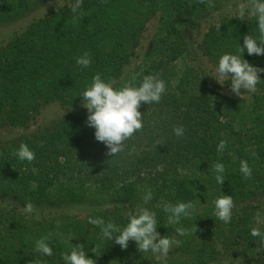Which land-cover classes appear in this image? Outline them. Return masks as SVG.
<instances>
[{
    "label": "trees",
    "instance_id": "16d2710c",
    "mask_svg": "<svg viewBox=\"0 0 264 264\" xmlns=\"http://www.w3.org/2000/svg\"><path fill=\"white\" fill-rule=\"evenodd\" d=\"M40 1L0 0V24ZM223 1L211 0L214 6L209 7L208 0L204 4L197 0H83L82 15L74 16L70 6L60 7L0 46V125L4 126L28 127L52 101L78 106L79 96L97 73L116 87L130 82L139 86L145 75L152 74H159L166 84L159 103H142L143 131L125 141L124 152L117 156L106 155V146L95 140V130L86 126L85 108L34 136L0 141V194L25 204L120 203L85 217L59 214L41 220L0 210V264H64L62 254L71 248L61 234L69 233L74 237L70 242L83 244L86 256L96 264L154 260L150 251L140 253L134 241L122 250L88 223L89 217H99L123 227L127 214L137 206L156 213L161 236L182 241L158 264H224L232 255L264 256L257 252L258 238L250 234L253 227L264 231V224L254 221L258 211L264 217V207L253 202L264 197V72L259 73L258 91L251 98L236 99L211 86L194 64H180L191 54L184 26ZM156 15L160 25L148 54L123 78L124 65L135 55L147 23ZM247 34L258 35L255 18L230 17L206 31L203 52L216 67L223 54H240L237 49ZM85 51L90 54L88 68L76 64V57ZM243 59L264 68V55L249 56L245 50ZM176 126H183L182 137L173 133ZM159 140L164 143L158 145ZM221 140L227 146L217 152ZM21 142L35 153L31 163L13 154ZM241 160L251 167V179L243 178ZM216 162L225 166L222 185L212 170ZM149 190L153 198L145 205L143 197ZM223 195L232 196L235 204L227 224L214 216V200ZM189 201L194 204L191 217L165 227L162 205ZM175 227H184L190 234L178 236ZM49 235L51 257L34 251L35 242ZM95 246L96 255L90 251Z\"/></svg>",
    "mask_w": 264,
    "mask_h": 264
},
{
    "label": "clouds",
    "instance_id": "9594fccd",
    "mask_svg": "<svg viewBox=\"0 0 264 264\" xmlns=\"http://www.w3.org/2000/svg\"><path fill=\"white\" fill-rule=\"evenodd\" d=\"M103 2L106 0H102ZM197 2L204 4L206 0H197ZM82 3L83 0H74L71 3L70 10L74 16L82 15L79 12ZM208 6H214L211 0H208ZM236 15L240 20H243L246 15L255 18L258 35L253 37L247 34L243 37V45H239L237 49L240 54L225 53L220 56L211 77L221 86L230 80L229 90L243 98L245 95L242 94V89L247 90V94L258 91L257 85L261 81L259 73L264 72V68L252 66L246 59H243L245 50L249 56L264 55V0H241L236 8ZM76 64L82 68H88L91 64L89 52L85 51L82 56L76 57ZM165 91V81L159 78V74L145 75L139 86H133L130 82L122 87H116L114 81L105 82L99 73L92 78L91 84L79 97L82 101L81 106L87 109L88 113L86 126L95 130V140L106 146L108 150L106 155L114 157L124 152L125 141L132 139L137 132L143 131L144 114L139 110L142 103L148 105L159 103ZM184 131L183 126L173 128V133L177 138L182 137ZM163 143V140L157 141L158 145ZM226 146L227 141L221 140L217 145V152H223ZM13 154L21 162L31 163L35 159V153L23 142ZM212 170L216 173L217 183L222 185L225 181L224 164L216 162L212 165ZM239 170L245 180L251 179L252 169L246 160L240 161ZM152 198V192L149 190L143 197V203L148 204ZM214 206V216L226 224L230 223L235 206L232 196L223 195L216 198ZM162 207L167 214L165 225L167 227L179 225L182 217H191L194 204L191 201L176 204L165 203ZM23 211L28 214L32 213L34 205L31 202L27 203ZM127 216L128 222L123 227L111 221L106 223L103 218L99 217H89L88 223L99 227L102 238L114 240L122 250L127 249L129 241H134L140 253L150 251L158 259L166 257L173 246L179 247L182 244V241L176 237L160 235L157 231L156 213L147 207L137 206V210L134 213L129 212ZM254 221L257 225L264 224V217L259 211L255 213ZM193 230L197 231V227ZM174 231L181 237L190 234V231L184 227H175ZM250 234L258 238L257 252H264V231H261L259 227H253ZM50 235L38 239L35 242L34 251L51 257L53 250L47 243ZM61 236L63 243L71 248L69 253L62 254L64 264H96L94 259L86 256L83 244L74 245L70 242L74 238L71 233L67 236L61 234ZM90 251L96 255L98 248L95 246Z\"/></svg>",
    "mask_w": 264,
    "mask_h": 264
},
{
    "label": "rangeland",
    "instance_id": "374dc122",
    "mask_svg": "<svg viewBox=\"0 0 264 264\" xmlns=\"http://www.w3.org/2000/svg\"><path fill=\"white\" fill-rule=\"evenodd\" d=\"M72 2H74V0H42L20 16L0 24V46L5 45L12 38L24 32L33 21L60 7L70 6ZM239 2H241V0H224L218 8L199 15L190 24L187 23L184 26V30L185 36L190 43L191 54L186 60L180 61V64L186 61L194 64L196 70L205 81H208L210 85L215 87L218 91L236 99H242V97L236 96L229 90L230 80L226 81L225 85L221 86L211 77L214 74L215 65L213 61L204 54L202 40L206 31L212 25L221 24L230 17L237 16L236 8ZM159 25L160 19L158 15L152 17L147 23L146 30L135 50V55L124 65L123 78L130 76L141 65L143 59L150 50L151 42ZM241 92L245 95L243 98L249 99L252 97V94H247V90L242 89ZM80 108H83L81 103L78 104V106H70L63 105L60 101H52L42 108L36 119L32 121L28 127L0 125V141L12 142L23 136H34L43 128L51 126L66 118ZM253 202L264 207V197L257 198L253 200ZM116 204L120 205V203L114 201L63 204L33 203L34 211L28 214L23 211V207L26 205L25 203H21L14 198H8L5 194H0V210L16 212V214L33 217L38 220L59 214H76L80 217H85L95 211L113 208ZM164 258L165 257L158 259L155 256L154 260H149L144 264H158ZM224 264H264V256H259L258 258H243L238 255H232L224 260Z\"/></svg>",
    "mask_w": 264,
    "mask_h": 264
}]
</instances>
